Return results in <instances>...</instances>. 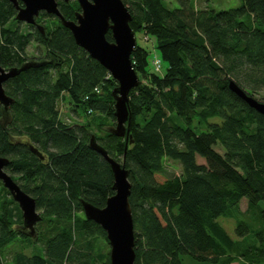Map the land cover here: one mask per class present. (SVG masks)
Masks as SVG:
<instances>
[{"label":"trees","instance_id":"1","mask_svg":"<svg viewBox=\"0 0 264 264\" xmlns=\"http://www.w3.org/2000/svg\"><path fill=\"white\" fill-rule=\"evenodd\" d=\"M122 1L132 29L153 37L167 64L157 73L151 51L137 44L128 139L110 132L119 86L110 73L56 16L37 18L44 34L23 30L15 6L0 0V64L38 65L5 83L15 101L7 111L0 106V156L42 216L35 237L24 232L22 210L0 181V264H111L107 235L82 205L103 208L115 194L110 165L89 146L93 135L130 172L135 264H183V256L264 263V116L229 88L234 81L251 96L264 88V0L229 10L199 9L196 0ZM59 8L69 21L81 12L76 0H59ZM107 39L114 41L111 31ZM33 43L43 49L37 60L27 52ZM64 101L85 124L62 119ZM167 160L179 162L182 175L170 176ZM223 216L236 220V239Z\"/></svg>","mask_w":264,"mask_h":264},{"label":"water","instance_id":"2","mask_svg":"<svg viewBox=\"0 0 264 264\" xmlns=\"http://www.w3.org/2000/svg\"><path fill=\"white\" fill-rule=\"evenodd\" d=\"M16 10V20L20 23L37 27L43 34V27L37 23L41 13L56 16L62 25L69 29L79 47L84 49L92 59L99 62L118 82L113 91L115 101L116 126L110 132L119 138L130 136V114L128 103L130 93L138 87L140 80L132 62V54L137 46L136 33L131 27L132 14L122 0H76L81 12L77 13L76 21L65 19L59 8V0H9ZM69 3L70 0H61ZM21 3V4H20ZM112 32L114 41L107 39ZM26 63L21 67L6 69L0 64V106L7 111L14 103V98L5 90V83L19 76L31 67ZM230 90L250 108L264 116V102L251 96L249 92L236 82H229ZM90 148L98 153L111 167L115 194L108 198L106 206L99 208L83 201L84 214L87 220L94 221L106 233L110 245L111 264H135V226L130 204L132 184L130 172L125 161L119 162L109 155L108 151L91 137ZM32 151L41 159L44 156L31 145ZM11 161L0 156V181L7 189L23 213L24 228L31 237L36 236V225L42 216L36 200L26 193L20 185L7 173L6 168Z\"/></svg>","mask_w":264,"mask_h":264},{"label":"rangeland","instance_id":"3","mask_svg":"<svg viewBox=\"0 0 264 264\" xmlns=\"http://www.w3.org/2000/svg\"><path fill=\"white\" fill-rule=\"evenodd\" d=\"M177 0H173V7L177 6ZM169 3V1H167ZM242 4V0H196V5L199 9H205L207 7H214L216 10H229V9H233V8H237L239 6H241ZM21 29L25 30V23H20ZM136 40H137V44L145 49H147L148 51H151V56L154 57L159 56V53L157 50L154 49V39L153 37H148L145 35V33H137L136 34ZM43 49L38 48V46L33 43L29 46L28 48V55L29 57H31V59L33 58V60H37L38 58H40L43 54H42ZM163 66V73L166 71L167 69V64L163 62L162 64ZM162 74V73H161ZM253 97H255L256 99H258L261 102H264V88H262L257 94H254ZM60 109H61V116L62 119L64 121H66L67 123H69L70 125H77V124H85L86 119L82 116V115H78L75 112H73V106L69 103V101H64L63 103H61L60 105ZM79 113H82V109H79ZM113 127V126H112ZM115 128V126L113 127ZM203 130H207V129H203ZM217 150L220 153H224L223 150L220 147H217ZM199 163L201 164H205V160L199 158ZM166 166H167V172L170 176L176 175V176H180L182 175V166L179 162L173 161V160H167L166 161ZM9 174H12L11 172ZM14 176H16L15 174H13ZM4 196V195H3ZM264 206V205H263ZM242 210H246L247 208V201L243 200L242 201ZM41 213V211H39ZM218 221L220 222V224L225 228V230L227 231V233L233 238L236 239V220L233 218H229V217H220L218 219ZM18 241V239H17ZM15 243H18V242ZM105 246L108 249V245L106 243L105 240H103ZM14 243V244H15ZM16 247V246H15ZM22 245L17 246L16 248L19 249L21 248ZM101 247L102 244H101ZM104 251H106L107 249L105 247H103ZM110 249V246H109ZM14 249L11 248L9 249V254L7 255V260H11L12 256L14 254ZM26 253L28 255H32L33 252H29L26 251ZM183 264H212L210 262H199L196 261L192 258H190L189 256H183ZM234 264H247L245 261L239 260L237 262H235ZM264 264V263H262Z\"/></svg>","mask_w":264,"mask_h":264},{"label":"built area","instance_id":"4","mask_svg":"<svg viewBox=\"0 0 264 264\" xmlns=\"http://www.w3.org/2000/svg\"><path fill=\"white\" fill-rule=\"evenodd\" d=\"M163 62L159 56H154L152 59V66L157 73H163Z\"/></svg>","mask_w":264,"mask_h":264},{"label":"flooded vegetation","instance_id":"5","mask_svg":"<svg viewBox=\"0 0 264 264\" xmlns=\"http://www.w3.org/2000/svg\"><path fill=\"white\" fill-rule=\"evenodd\" d=\"M31 143H29V147H30V149H31ZM32 150V149H31ZM43 156V155H42ZM44 159H45V157H44ZM9 167V166H8ZM8 167L6 168V171H7V173H10V171H8ZM11 175V174H10ZM12 176V175H11ZM14 179V178H13ZM24 232H26V233H28L29 234V231L27 230V229H25V231Z\"/></svg>","mask_w":264,"mask_h":264}]
</instances>
